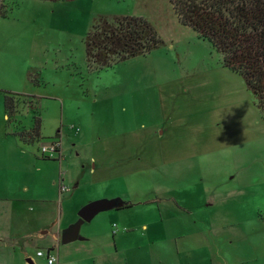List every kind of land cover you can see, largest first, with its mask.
I'll list each match as a JSON object with an SVG mask.
<instances>
[{"label": "rangeland", "instance_id": "obj_1", "mask_svg": "<svg viewBox=\"0 0 264 264\" xmlns=\"http://www.w3.org/2000/svg\"><path fill=\"white\" fill-rule=\"evenodd\" d=\"M1 7L25 22L30 46L5 85L36 95L26 99L30 115L4 130L29 128L38 116L45 135L68 136L60 169L69 191L61 185L58 196L48 172L44 194L28 195L31 232L60 235L83 206L114 197L131 206L120 218L130 232L125 245L143 255L137 262L150 264L160 252L164 264H264V114L221 55L179 24L168 0H3ZM98 17L143 19L162 45L109 68L89 65L84 40ZM21 145L40 155L38 142ZM47 161L57 176L58 159ZM38 196L53 201L41 208ZM106 214L84 222L81 234L96 220L102 230ZM52 232L34 239L40 251L56 244Z\"/></svg>", "mask_w": 264, "mask_h": 264}, {"label": "crops", "instance_id": "obj_2", "mask_svg": "<svg viewBox=\"0 0 264 264\" xmlns=\"http://www.w3.org/2000/svg\"><path fill=\"white\" fill-rule=\"evenodd\" d=\"M2 1L0 0V9ZM4 14V18L0 16V210L5 215L0 217V264H29L28 260L33 264H39L36 258H43L44 264H47V257L37 256L40 247L36 246L33 241L35 238L41 239L43 234L52 231L50 229L45 231L44 228H40L31 232L26 218V213L31 208L27 207L26 204L30 202L28 195L44 194V184L50 178L49 171L53 173L51 183L52 186L56 187L58 196L69 191L64 184L63 173L60 169L62 165L61 157L64 151L66 154L68 151L66 146L64 151L62 150L63 135L68 136L62 130L55 131L61 142L60 153L56 158L59 163V171L56 176V172L51 168L50 163L42 159L40 153L38 155V152H33L29 147L26 149L21 145L18 138L13 135L14 130H11L8 134L4 130L3 127L8 117L3 107V94L1 91L11 92L5 83L14 77L17 69L16 62L25 58L23 53L26 49H30L29 44L26 45L28 32L25 22L17 21V18L14 19L12 11L7 15ZM9 22L16 24L9 25ZM27 92L30 93L20 94L36 96L32 90ZM25 114L30 115V112L27 111L23 115ZM44 131L43 127L41 129L43 138H54L56 135H45ZM61 185L66 189L63 193L60 191ZM75 188L74 186L73 190ZM38 198V202H41L39 204L41 208L45 207V203L53 201V199H46L42 196H38ZM101 200H114L116 202L114 208L104 210L107 214L103 218L105 223L102 230L95 228V226L100 225L99 220L98 222L96 220V222L88 224L90 225L89 228L82 235L81 228L83 224L79 227L76 239L68 244L61 243V236L66 229L61 231L60 235L58 232L51 233L56 244L47 247L45 253L47 256L48 250L50 251L48 256L56 258L57 262L55 264H142L140 261L137 262L138 257H143L137 252L139 249L129 248L127 247L128 244L125 245L124 243V240L129 239L130 233L123 232L122 227L125 226V223L120 218V213L125 209L123 206L126 203L114 197ZM142 228L147 231L146 226ZM149 238L152 243L166 240L162 237ZM69 245H73L72 250L63 254L61 252L63 246L68 247ZM129 246H133V243ZM161 256L160 252L152 254L149 257L150 264H164L161 261Z\"/></svg>", "mask_w": 264, "mask_h": 264}, {"label": "trees", "instance_id": "obj_3", "mask_svg": "<svg viewBox=\"0 0 264 264\" xmlns=\"http://www.w3.org/2000/svg\"><path fill=\"white\" fill-rule=\"evenodd\" d=\"M68 2L73 0H43ZM179 24L191 29L199 39L209 43L222 57L223 66L238 75L252 94L257 108L264 114V0H168ZM0 16L5 17L0 11ZM85 55L89 65L109 68L117 63L143 57L159 48L162 42L145 20L133 17H98L86 34ZM29 82H41L29 73ZM30 96L3 92L6 123L15 125L27 111ZM10 121V122H9ZM41 119L33 118L31 127L15 129L13 135L25 144L55 140L41 136ZM20 142V143H21ZM40 153V150H39ZM42 159L51 160L41 156ZM123 207L129 208L130 205Z\"/></svg>", "mask_w": 264, "mask_h": 264}, {"label": "water", "instance_id": "obj_4", "mask_svg": "<svg viewBox=\"0 0 264 264\" xmlns=\"http://www.w3.org/2000/svg\"><path fill=\"white\" fill-rule=\"evenodd\" d=\"M116 202L114 200L104 201L98 200L91 202L85 206H83L78 212L79 220L74 225L69 226L61 236V243L68 244L76 239L77 233L79 232V227L89 220H91L96 214L104 210H110L114 208ZM29 264H33L30 260H28Z\"/></svg>", "mask_w": 264, "mask_h": 264}, {"label": "built area", "instance_id": "obj_5", "mask_svg": "<svg viewBox=\"0 0 264 264\" xmlns=\"http://www.w3.org/2000/svg\"><path fill=\"white\" fill-rule=\"evenodd\" d=\"M61 147V143L59 140H53L50 143H42L40 144V154L41 156L48 158V159H56L59 153V149ZM62 191H66L65 187L61 188ZM38 257H47V264H54L55 258L49 257L48 254L42 251L37 252Z\"/></svg>", "mask_w": 264, "mask_h": 264}, {"label": "clouds", "instance_id": "obj_6", "mask_svg": "<svg viewBox=\"0 0 264 264\" xmlns=\"http://www.w3.org/2000/svg\"><path fill=\"white\" fill-rule=\"evenodd\" d=\"M202 161H203V158H202Z\"/></svg>", "mask_w": 264, "mask_h": 264}]
</instances>
